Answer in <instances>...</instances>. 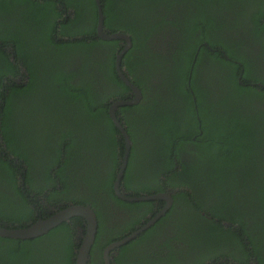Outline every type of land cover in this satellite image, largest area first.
<instances>
[{"label": "trees", "instance_id": "trees-1", "mask_svg": "<svg viewBox=\"0 0 264 264\" xmlns=\"http://www.w3.org/2000/svg\"><path fill=\"white\" fill-rule=\"evenodd\" d=\"M101 4L105 31L131 37L122 69L142 92L117 109L133 141L122 188L173 196L146 235L157 230L164 245L230 242L246 254L241 262L253 264L251 250L264 264V0ZM98 14L96 0H0V225L25 227L48 216L39 214L49 205H88L98 219L93 253L138 229L156 202L115 191L125 139L109 111L134 93L116 69L127 41L103 39ZM240 167L238 189L261 182L260 196L243 202L250 215L224 210L226 175ZM123 207L133 214L113 231L107 213L120 221ZM82 228L77 216L39 237L0 236V264H75ZM230 256L214 250L208 258Z\"/></svg>", "mask_w": 264, "mask_h": 264}, {"label": "flooded vegetation", "instance_id": "flooded-vegetation-1", "mask_svg": "<svg viewBox=\"0 0 264 264\" xmlns=\"http://www.w3.org/2000/svg\"><path fill=\"white\" fill-rule=\"evenodd\" d=\"M244 15L247 17L246 14H244ZM233 17H234V15H233ZM250 18L251 17H249V19ZM240 19L242 20V23L244 21L245 22L248 21V20H244L242 18H240ZM238 31L239 30L236 29V30H233L229 33L231 35H234ZM240 34H241V31H240ZM126 45H127V43H126ZM261 52L264 53V46L261 48ZM22 78H23V75H21L18 80H22ZM260 85H262V84H260ZM145 147H146V145H144L142 147L143 152L145 150ZM241 167L236 170L238 173H235V171H234V172H231V174L228 177L226 175L225 183L230 182V183H232V185L230 187V204L228 206H225L224 210H225V212L229 211L230 213H234V214L250 215L251 211L248 209L247 206L245 207L243 202H245V200H248L247 197H254L256 199L258 196H260L259 191H258V186H261V182H260L258 177L255 179H252V180L248 179V183H249L251 188L245 182L238 189L237 188V182H236L235 178L237 176H239L240 174H242V171H240ZM224 177H225V175H224ZM134 178H135V175L133 176V179ZM18 183L21 184L22 181L19 180ZM114 185H115V183H114ZM121 190H122V192H125V193L131 192V191H127L124 187L122 188V184H121ZM237 191H239L238 192L239 195L237 198H235V194L237 193ZM155 201L156 202L154 203V209L147 214L146 218H144L139 225H137L136 228H138V229L133 230V231L127 230V231L119 232V233H123V234H128L125 236V237H127V236L132 235L133 233L139 231L137 233V235L130 240L131 242L134 241V243L131 245L130 248H128L124 251H122L120 249L123 246L129 245L130 241H128L125 244L112 249L114 251L111 254L112 250L111 251L108 250L109 246L112 244V243H110L107 246H105L102 251H96L95 250L94 253L90 252L89 264L93 263L94 254H95V257L96 256L98 257V261H97V257H96L95 264H106V256L107 255H108V258L110 260V264H197L199 262H200V264H245V263L241 262L240 260L246 259V254H243L241 252V250L239 252H237V249L234 246H232L230 242H228L226 244H222V245H216V244H213V242H211V240L209 238V240L205 243L197 242V243L188 244V243H185L184 241H181L180 239H175L172 243H167V245H164V241H165L164 238H159L157 240V230L152 235L148 234V236H147L145 233L146 230H149V229H151V227L156 225L157 219L154 221L153 224H151L147 228L143 229V227L149 221H151L152 219H154L157 216V214L159 212V211L157 212V205H159V206L162 205V209H163L167 204L166 201H164V200H162V201H164L163 203H161L162 201H158V204H157V200H155ZM172 204H173V202H172ZM172 204H171V206H172ZM171 206L169 207V209L171 208ZM54 208L55 207H53L51 205L46 206L44 208V210H42V209L40 210L39 215H41L43 213H45L46 215H49L50 212ZM227 209H228V211H227ZM117 211H118V219H120V221H113L112 217L110 215V212H108L107 217L110 220V222L106 224L107 226L111 227L113 229V231H116V232L121 231L122 229L126 228L127 222L129 221L131 214H133V213H130V209L128 207L118 208ZM216 220H219V219H216ZM115 223H119L121 226H116ZM229 225H231V224L225 223V226H229ZM250 225H252L251 221H250ZM233 229H235V228H233ZM189 231H190V229H189ZM81 232H82V229H80V231L77 234V240H79V237H80L79 235L81 234ZM107 241H108V237L106 235H103L102 236V242L105 243ZM232 241H234V240L232 239ZM178 242L183 243L182 246L179 245ZM191 245L196 246V249L193 247L191 248ZM167 246H170L169 250L164 249V247H167ZM205 248H209V249H207L208 250L207 253H206ZM157 250H160L159 257H157ZM214 250H216V252L221 253V254L230 253L231 256L230 257H221L218 260H213V259L211 260L210 258H208V255L211 254L212 251H214ZM250 253L252 255L251 256V263L256 264V262H255L256 258L253 254V251L250 250ZM119 255H121V257L117 260L116 257ZM91 256H93V257L91 258ZM159 260H162V261L158 262Z\"/></svg>", "mask_w": 264, "mask_h": 264}, {"label": "water", "instance_id": "water-1", "mask_svg": "<svg viewBox=\"0 0 264 264\" xmlns=\"http://www.w3.org/2000/svg\"><path fill=\"white\" fill-rule=\"evenodd\" d=\"M98 5V33L99 35L106 40H126L127 45L120 53H118L116 58V69L119 73L122 80L128 84L131 89L133 90L134 97L131 99H122L116 101L111 107H110V116L116 126L121 131L124 139H125V151L124 155L121 159V164L119 167V171L117 173V178L115 180V191L116 193L124 200L135 202V201H149V200H157V201H166V206L158 212L157 216L149 221L143 229L147 228L151 224L154 223V221L159 219L162 215L165 214V212L169 209L173 202V196L170 192H160V193H154V194H148V195H138V196H130L128 193L122 192L121 190V182L124 178L126 168L128 166L129 157L131 153L132 148V139L130 138L129 133L126 130V127L121 122L119 117L117 116V109L120 106L123 105H133L137 104L142 99V92L141 89L136 86L124 73L122 69V61L124 58V55L126 52L130 49L132 46V40L131 37L128 34L125 33H108L104 29V12L103 7L101 4V0H96ZM82 217L86 220V228H82V232L79 235L78 244H80L79 248L77 249V257H76V264H89L90 260V252L92 249V246L94 244V241L96 239L97 230H98V219L95 210L88 205L83 204H71L63 208H54L50 214L46 217L39 218L38 221L33 222L25 227H14L9 228L5 226L0 225V236L2 237H8V238H14V239H31L35 237L42 236L44 234H47L51 229L57 227L58 225L62 224L65 221H69L73 217ZM139 231L133 233L132 235H129L127 237H124L122 239H119L115 242H113L108 250L111 251L115 247H119L126 242L130 241L132 238H134ZM106 264H110V260L108 258V255L106 256Z\"/></svg>", "mask_w": 264, "mask_h": 264}]
</instances>
